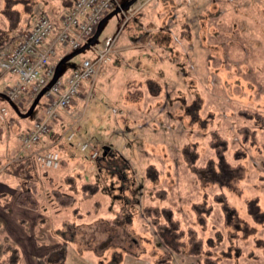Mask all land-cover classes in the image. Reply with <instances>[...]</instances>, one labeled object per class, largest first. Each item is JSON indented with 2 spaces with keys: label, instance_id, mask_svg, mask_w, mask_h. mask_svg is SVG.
<instances>
[{
  "label": "rangeland",
  "instance_id": "rangeland-1",
  "mask_svg": "<svg viewBox=\"0 0 264 264\" xmlns=\"http://www.w3.org/2000/svg\"><path fill=\"white\" fill-rule=\"evenodd\" d=\"M6 3L12 2L0 0V25L6 23ZM113 4L92 43L71 52L60 68L62 75L94 59L115 38L111 62L78 96L83 100L66 129L79 127L80 139L99 151L96 159L68 145L66 131L54 146L65 154L60 169L46 171L33 157L24 158L21 136L38 120L45 100L25 114L7 99L12 75L6 59L13 44L0 46V110H8L0 118V180H36L50 226L60 227L66 218L80 223L65 264H155L163 248L147 206L168 207L184 229L195 227L218 264H264V129L240 114H264V0ZM16 8L23 23L31 16L20 32L32 28L37 10ZM138 37L151 56L133 61L132 41ZM244 126L257 130L254 141L243 140L238 131ZM215 132L227 141L225 160L240 169L225 184L216 177L221 166L210 146ZM12 144L17 151L9 155ZM85 183L97 186L89 197L82 195ZM53 188L75 196L62 214L55 212ZM51 234L57 239L52 229ZM172 258L174 264L202 260L185 253Z\"/></svg>",
  "mask_w": 264,
  "mask_h": 264
},
{
  "label": "built area",
  "instance_id": "built-area-1",
  "mask_svg": "<svg viewBox=\"0 0 264 264\" xmlns=\"http://www.w3.org/2000/svg\"><path fill=\"white\" fill-rule=\"evenodd\" d=\"M113 3L114 0H75L72 8L58 22L47 15H40L32 28L18 34L15 45L7 54V71L16 77L7 89V98L17 103L27 96L34 100L42 94L45 100L41 118L20 139L21 150L27 152L26 157H33L41 169L60 167L58 151L38 149V146L51 134L52 124L60 113L72 107L83 86L111 61L115 38L109 40L94 59H85L69 74L55 78L56 59L61 57L57 56L58 51L79 50L97 33L103 19L113 10ZM7 115L8 111L3 107L1 118ZM79 131V127L72 126L66 133V140L74 142ZM76 145L82 152H89L92 159L99 156V151L87 141L79 140Z\"/></svg>",
  "mask_w": 264,
  "mask_h": 264
},
{
  "label": "trees",
  "instance_id": "trees-1",
  "mask_svg": "<svg viewBox=\"0 0 264 264\" xmlns=\"http://www.w3.org/2000/svg\"><path fill=\"white\" fill-rule=\"evenodd\" d=\"M9 3L2 10L6 23L0 25V46L12 45L15 43L16 38L13 36L12 32L16 35V33L20 31L19 29L22 21L20 20V12L15 6L22 3L27 10L33 8V0H14L11 4ZM25 104L31 107L33 100L27 96ZM27 109L26 111H28ZM240 114L249 120H255L256 124L262 122V128L264 129V114L251 110H242ZM238 132L241 134L244 141H254L256 139L257 130L254 127L244 126L239 128ZM210 146L215 150L219 159V165L221 166V172L216 173V177L220 178L223 184L238 178L234 176L240 173V169H237V166L229 164L224 157V153L227 149L226 139L218 132H215L210 140ZM214 163L213 160H210L208 166L209 170H211L210 167L213 166ZM17 187L19 189V194L16 198V204L18 206L32 210H42L43 204L39 195V187L35 180L26 181L24 184H19ZM81 188L84 197L91 196L97 190V186L91 183H85ZM49 194L51 195L53 204L59 208L68 207L75 201L74 195L66 193L61 188H53ZM145 212L163 248L162 256L160 255L158 258L159 260L157 259L155 264H174L172 260L173 255L182 253L201 257L202 260L198 264H218V259L214 258L212 253L205 248L204 239L199 236L196 228L190 226L184 229L181 225V221L175 218L172 209L168 207L147 206ZM251 213L254 217L258 214L257 211ZM2 253L3 256L0 259V264H22L20 251L14 244H4ZM67 254L68 244L64 242L59 247L49 251L45 258V262L47 264H65Z\"/></svg>",
  "mask_w": 264,
  "mask_h": 264
},
{
  "label": "crops",
  "instance_id": "crops-1",
  "mask_svg": "<svg viewBox=\"0 0 264 264\" xmlns=\"http://www.w3.org/2000/svg\"><path fill=\"white\" fill-rule=\"evenodd\" d=\"M11 2H14V0H11ZM74 2L75 0L73 1L72 0H33V8L31 10L25 9V11L33 12L36 9L38 15L46 13L50 15L49 17L52 20L60 21L65 16V14L72 8ZM164 2H167V1H164ZM7 5L8 3H6L5 7ZM5 7H3L2 10ZM62 7H65V9L62 10ZM18 10L20 12V20L22 21L20 29H23L24 27H26V26H23L25 21H27L28 19H31V16H26L24 19V23H23V20L21 17L22 10L21 9H18ZM151 30L152 29H149V31ZM16 35L14 34L13 36H16ZM140 41H141V37L134 38L132 41L133 48L134 49L135 47L137 48V50L135 51V54L131 57L132 60L134 59L133 61H139L140 56L141 58H145V56H151V51H148V53L144 52L143 46ZM14 44L15 43H13V45ZM11 48L12 46H10L9 51L11 50ZM128 48L129 46L126 45L125 47L121 48L120 51L122 52L124 50H127ZM116 51L119 52L118 50ZM64 53L65 51L63 52V50H59L57 56L62 57ZM69 73H70V70L64 71L63 75H67ZM8 74L12 75L10 73ZM9 80H10V83L7 85L8 88L14 83V81L16 80V77L12 75ZM89 83L85 84L83 86V89H85ZM82 100L83 99H81L80 97L75 99L74 104L71 109L64 110L61 112L58 120L53 124L52 133L49 136L44 138L42 143L39 145V149L40 148L41 149L52 148V149L57 150V148L54 146H56L57 141H60L59 139L61 137H59L58 139H56V137L62 131H66L68 124L74 118L76 109L79 108L75 106V104L80 103ZM17 107L21 111L26 110L28 106L25 104V99L18 102ZM28 108L31 109V107H28ZM35 108L36 106L33 109ZM42 111L43 110H39V112L37 113L38 118L41 117ZM60 148L63 151V146H60ZM6 151H8L10 155V152L15 154L17 149L12 144L11 146L8 145L6 147ZM64 155L65 154H61V157H62L61 166L63 165V162H64L63 161ZM23 161L26 166H28L29 164L31 165L29 160L25 159ZM42 176L44 175H40L39 178ZM45 178L47 177L45 176ZM29 180H33V179H29ZM29 180L25 179V182ZM25 182L17 183L15 180L10 182V178L6 179V181L0 180V254L1 256H3L2 249H3L4 244L12 243L15 246H17L20 251L22 264H47L45 262V258L47 254L49 253V251L59 247L64 242H66L69 246L68 242L69 240L71 239L73 240L75 238V233H76L75 229H76V226L80 223L73 222V218L71 219L66 218V219H63V225H61L60 227H55L54 225L50 226L49 217L46 212L48 211V209L43 207L42 210H32V209L18 206L16 204V198H17V195L19 194V189L17 186L19 184H24ZM53 206L55 208V212L59 214H62L61 212L65 209V208H59L55 205ZM74 215H75L74 218H76V216H79L80 215L79 210H75ZM50 228L56 234L57 239L53 238Z\"/></svg>",
  "mask_w": 264,
  "mask_h": 264
},
{
  "label": "water",
  "instance_id": "water-1",
  "mask_svg": "<svg viewBox=\"0 0 264 264\" xmlns=\"http://www.w3.org/2000/svg\"><path fill=\"white\" fill-rule=\"evenodd\" d=\"M119 10H120V8H119ZM106 19H107V18H105V19L102 21V23H101L100 26H99V29H98L97 34L94 36V38H92V39L88 42V44H87L85 47H87L88 45H90V44L92 43V41L96 38V36H97V35L99 34V32H100V28H101L103 22H104ZM83 48H84V47H83ZM80 50H82V49H80ZM80 50H78V51H80ZM76 52H77V51H76ZM70 57H72V55L67 56L66 58H64V59L59 63V65H58V67H57V72H56L55 78H56V77L59 75V73H60V67H61V65H62L65 61H67ZM41 96H42V94L37 98V100L35 101L34 105L32 106L31 110H30L28 113H31V112H32V110H33L35 104L38 102V100H39V98H40Z\"/></svg>",
  "mask_w": 264,
  "mask_h": 264
}]
</instances>
